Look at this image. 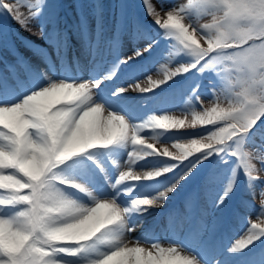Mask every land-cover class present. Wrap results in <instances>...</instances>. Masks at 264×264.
Masks as SVG:
<instances>
[{
    "label": "snow or ice",
    "instance_id": "snow-or-ice-1",
    "mask_svg": "<svg viewBox=\"0 0 264 264\" xmlns=\"http://www.w3.org/2000/svg\"><path fill=\"white\" fill-rule=\"evenodd\" d=\"M60 7L0 0V48L52 49L0 71V264H264V0H120L111 37Z\"/></svg>",
    "mask_w": 264,
    "mask_h": 264
},
{
    "label": "rangeland",
    "instance_id": "rangeland-1",
    "mask_svg": "<svg viewBox=\"0 0 264 264\" xmlns=\"http://www.w3.org/2000/svg\"><path fill=\"white\" fill-rule=\"evenodd\" d=\"M96 0H82V2L86 5V7H84L83 9H81L79 11L78 14L72 12L71 10V14L73 15V20H72V27L78 23L79 19H80V14L81 12H83L84 14L88 15L89 17V20H90V23L92 24V27L95 28V20H96V16H97V13L94 11V9L92 8L91 9V6H93V2H95ZM135 1H140V0H135ZM113 2H116V0H114ZM117 8L119 9V7L117 6ZM115 10L113 9V11H111L110 15H111V22H112V25H114V21L117 17V13L114 12ZM12 21V20H11ZM14 22V23H13ZM11 23H9L8 21V24L10 26H12V29L14 30V32H12L13 36L11 37V42H10V45H9V48H0L1 50V54L7 58V61L8 62H11L12 64H16V55L13 53V51L10 50V48H14L16 50V52H18L19 54L22 53L23 54V51L25 53V51H27V55H25V58L35 67H44V62L43 60L41 59V57L39 55H37L35 53V46H39L41 48H48L49 51L51 52L52 49L50 48V46L47 44V42L45 41L42 33H41V28H40V21L39 20H34L31 25H30V30L26 31L24 30L18 23H16L15 21H13ZM15 24H17V26L19 27L18 29L16 28H13V26H16ZM93 28V30H94ZM20 30V33L18 32ZM50 30V29H49ZM18 34V35H17ZM30 40H32L33 42H37L39 45H36V43H31V46L29 44H27L26 42H30ZM127 40V39H125ZM127 42V41H126ZM126 44L122 45V49H121V55H130L131 52L133 51L132 50H127L126 48ZM22 51V52H20ZM21 55V54H20ZM11 56L14 58H11ZM68 56V60L71 62L73 61V58L72 56H70L69 54H67ZM76 57L80 59L81 63H85L86 60H87V54L85 52V50L79 45V43H77V46H76ZM53 58L54 57V54H53ZM5 68V64L3 62L0 63V71L4 70ZM151 75L154 76V78H156V73L154 70L150 71ZM141 82L143 84H147V80L145 78H141ZM119 83H125L124 81H119ZM133 96H136L137 98H139L141 96V94L139 93H132ZM144 95H149V94H144ZM172 114V113H170ZM174 114H177L179 115V111H176ZM158 147H160L161 145L160 144H157ZM246 199H249V200H252L251 197H246ZM201 203H203V201H201ZM252 203H253V207L247 209L244 211V215L250 217L251 219H255L256 218V215H257V208L259 206V197H256L255 200H252ZM210 211V209H209ZM163 221V220H162ZM154 220H151L150 223L153 224ZM165 223V222H164ZM163 223V224H164ZM162 225H160V230L158 232V236H159V239L161 240L163 246H167V241L169 239V234L168 233H165L163 231H161V228H162ZM234 227L237 229V231H240V226L239 224H236L234 225ZM157 228H159L157 226ZM229 236H231V231L229 230Z\"/></svg>",
    "mask_w": 264,
    "mask_h": 264
},
{
    "label": "trees",
    "instance_id": "trees-1",
    "mask_svg": "<svg viewBox=\"0 0 264 264\" xmlns=\"http://www.w3.org/2000/svg\"><path fill=\"white\" fill-rule=\"evenodd\" d=\"M128 1H131L134 10L137 9V7L140 8V6H138V4H137V6H136V5L133 3L134 0H127V2H128ZM56 2L59 3V4L61 5V7H60L57 11L63 10V9H62V0H56ZM98 3H101V0H98ZM99 8H101V5H100ZM140 9H141V8H140ZM139 11H141V10H137V12H139ZM122 40H124V39L122 38ZM130 40H131V39H130ZM131 42H132V40H131ZM131 42H130V43H131ZM238 199H239V196H237L236 201H237Z\"/></svg>",
    "mask_w": 264,
    "mask_h": 264
}]
</instances>
